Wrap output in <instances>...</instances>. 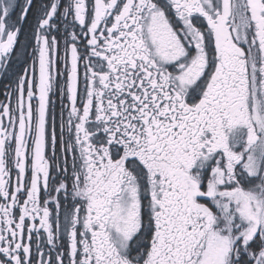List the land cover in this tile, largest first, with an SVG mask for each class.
Masks as SVG:
<instances>
[{"label": "snow or ice", "instance_id": "6c2138e0", "mask_svg": "<svg viewBox=\"0 0 264 264\" xmlns=\"http://www.w3.org/2000/svg\"><path fill=\"white\" fill-rule=\"evenodd\" d=\"M0 79V264H264V0H0Z\"/></svg>", "mask_w": 264, "mask_h": 264}, {"label": "flooded vegetation", "instance_id": "af4514ba", "mask_svg": "<svg viewBox=\"0 0 264 264\" xmlns=\"http://www.w3.org/2000/svg\"><path fill=\"white\" fill-rule=\"evenodd\" d=\"M29 19H31V17H29ZM22 39H24L23 35H22ZM81 73H82V69H81ZM7 83H8L7 79H0V100L4 99L2 93L4 91V85H6ZM25 239H27V232H25Z\"/></svg>", "mask_w": 264, "mask_h": 264}]
</instances>
